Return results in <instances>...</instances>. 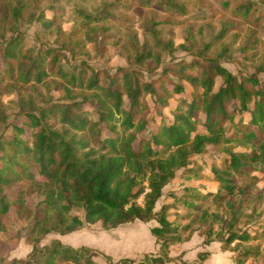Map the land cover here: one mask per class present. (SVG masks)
<instances>
[{"label":"trees","instance_id":"trees-1","mask_svg":"<svg viewBox=\"0 0 264 264\" xmlns=\"http://www.w3.org/2000/svg\"><path fill=\"white\" fill-rule=\"evenodd\" d=\"M160 5L183 13L174 0H162ZM23 7L12 9L9 38L0 37V87L10 80L30 85L31 92L39 95L38 86L53 77L59 96L34 112L21 111L19 122L10 123L0 135V232L10 208L27 204L28 185L43 196L27 235L31 253L26 261L11 264H99L92 257L100 252L89 245H66L59 239L41 245L40 241L50 234L73 233L84 223L101 222L103 228L112 229L134 221L156 223L150 232L158 257L152 261H169L168 249L179 238L171 236L176 230L174 220L166 215L169 205L155 210L156 203L178 172L201 178L191 170L192 157L209 147L223 145L224 156L220 165L210 169L216 190L203 198L224 205L233 221L250 203L254 209L264 205V187H257L258 177L253 174L257 169L264 173V77L230 72L218 56L208 54L209 43L201 50L192 49L190 43L191 60H181L150 78H144L139 68L119 67L111 73L83 60L65 68L64 46L40 44L29 54L23 50L18 21ZM250 8L247 3L237 9L247 16ZM113 15L105 6L96 15L84 14L87 20L83 21L103 22ZM54 17L37 18V41L39 33H61ZM149 30L154 47L170 49L171 42L162 41L154 27ZM151 59L159 62L157 54L148 51L133 58L137 63ZM217 77L221 85L214 90ZM185 84L190 87L188 96ZM178 95L170 108V100ZM167 108L170 118L163 114ZM6 117L0 103V124ZM152 124L156 129L146 136ZM39 178L43 180L36 182ZM12 187L18 188L19 198L5 194ZM198 199L188 195L184 201L189 209L198 210L200 206L193 203ZM259 237H264V228L253 235L232 232L224 240L225 247ZM105 258L108 264H148Z\"/></svg>","mask_w":264,"mask_h":264},{"label":"rangeland","instance_id":"rangeland-1","mask_svg":"<svg viewBox=\"0 0 264 264\" xmlns=\"http://www.w3.org/2000/svg\"><path fill=\"white\" fill-rule=\"evenodd\" d=\"M149 1L0 0V37L8 39L12 34V9L23 5L18 18L23 50L29 54L40 44L56 48L64 46L65 68L71 69L83 60L95 68L104 67L111 73L119 67L139 68L144 72V78H150L181 60H191L190 43L196 50L209 43L211 49L208 54L218 56L222 66L230 72L237 75L256 72L264 77V0H174L182 6L183 13H174L165 5L157 6L162 0ZM247 3L251 4V8L250 14L245 16L243 9L237 8ZM105 6L113 16L103 22L83 21L87 20L84 14L96 15ZM53 14L55 22L61 26V33H39L37 41L40 30L37 18L44 15L52 19ZM150 27H154L162 41L171 42L169 50L154 47ZM146 51L152 56L157 54L159 62L154 59L144 63L134 62L136 53ZM56 82L53 77L45 79L44 84L47 85H39L40 93L37 95L31 92L30 85L6 80L0 87V103L7 114L6 122L0 124V135L7 132L10 123L19 122L21 111L34 112L39 106L54 101L59 96ZM215 82L214 90H217L221 85L220 78L217 77ZM185 88V96H188L190 87L185 84ZM30 94L31 99L28 98ZM178 97L170 100V108L175 106ZM163 114L170 118L169 108ZM155 129L153 124L150 125L146 136ZM198 132L203 130L198 128ZM103 133L107 134V131ZM223 147H209L206 153L192 157L191 170L198 171L200 179L180 171L163 189L155 210L164 204L169 205L166 215L174 220L176 230L171 236L179 238L168 249L170 260L163 264H264V237L248 242L234 241L227 248L224 242L232 232L245 231L251 235L261 232L264 228V205L254 209L253 203H250L233 221L224 205L217 206L212 197L203 198L206 192L216 190L210 169L220 165L224 156ZM239 150L234 148V151ZM253 174L258 177L257 187L263 188L264 173L257 169ZM42 180L39 178L36 182ZM5 194L13 199L19 195V190L12 187L6 189ZM188 195L200 198L193 201L200 209L187 207L184 199ZM25 199L26 205L17 209L11 207L3 216L0 264H11L13 260L26 261L31 253L27 235L35 221L36 205L43 196L37 193L35 186L28 185ZM74 212L82 214L80 210ZM155 224L154 221H134L105 229L101 222L84 223L81 229L68 235L50 234L40 244L59 239L66 245H89L100 252L92 257L99 264H108L105 256L114 262L127 258L154 264L152 259L158 257V246L150 229ZM248 251L250 256L244 254Z\"/></svg>","mask_w":264,"mask_h":264}]
</instances>
